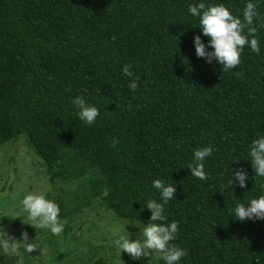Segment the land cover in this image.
<instances>
[{"label": "trees", "instance_id": "1", "mask_svg": "<svg viewBox=\"0 0 264 264\" xmlns=\"http://www.w3.org/2000/svg\"><path fill=\"white\" fill-rule=\"evenodd\" d=\"M199 2L222 3L242 19L247 0H0V147L21 140L48 183H58L64 234L98 200L143 227L151 215L144 204L160 200L152 181L161 179L176 185L165 223L178 222L170 243L186 250L180 264H264V219L232 214L261 194L245 159L250 141L264 135V19L253 25L260 53L245 46L241 63L224 71L195 53L193 37H207L187 8ZM258 11L264 18V2ZM76 96L99 109L94 124L76 116ZM208 145L201 181L187 164ZM236 169L247 172L245 188L228 184ZM38 255L37 247L10 255L0 244V264H34ZM80 256L67 264L91 261Z\"/></svg>", "mask_w": 264, "mask_h": 264}, {"label": "clouds", "instance_id": "2", "mask_svg": "<svg viewBox=\"0 0 264 264\" xmlns=\"http://www.w3.org/2000/svg\"><path fill=\"white\" fill-rule=\"evenodd\" d=\"M260 2H264V0H255V2L247 0L242 9V19L240 16L234 15L222 3L189 4L187 13L196 20L194 28H199L203 36L207 37V41L202 40L201 35L193 37V46L197 57L204 58L208 63L215 61L222 66V70L232 71L241 63V54L245 46L258 55L260 42L255 33L259 22L264 19L258 11ZM254 22L257 23V26H253ZM121 71L125 76L133 75L127 64ZM128 87L130 90H136L138 85L135 80H131ZM71 103L78 110L76 116L85 126L96 122L99 116V109L96 106L88 103L82 96L73 97ZM116 143L118 141L114 139L112 146L114 147ZM213 150L212 145L193 149L191 161L187 164L191 176L201 181L208 178L205 171V159L212 156ZM245 160L251 161L261 194L255 198L249 197L247 203L235 204L232 214L239 220L264 219V135L250 141ZM247 178V172L244 169H236L229 177L228 184L232 186L235 183L240 188H245ZM151 186L158 191L160 200L148 199L143 206L150 210V222L144 224L143 227L137 225L140 228V233L136 239H130L128 231L125 234H119L113 239V246L118 250L119 255L123 251L134 261H139L142 257L152 258L155 256L164 264H180L181 259L186 256V250L170 243L177 238L178 222L173 220L165 223L167 220L165 205L175 199L176 185L155 179ZM20 205L23 212L27 214L28 224L36 229H45L56 236L63 232L64 223L59 218L60 208L54 200L47 199L42 193L28 192L21 199ZM28 241L27 232H23L21 239L10 243V251L16 252L22 249L26 253L32 252L36 249V245L34 242Z\"/></svg>", "mask_w": 264, "mask_h": 264}, {"label": "rangeland", "instance_id": "3", "mask_svg": "<svg viewBox=\"0 0 264 264\" xmlns=\"http://www.w3.org/2000/svg\"><path fill=\"white\" fill-rule=\"evenodd\" d=\"M11 156H13L12 161ZM37 159L27 151L21 140L10 141L0 147V244L2 251L10 255H16L18 251H10L6 244L18 240L13 234L18 230L27 232L30 226L20 205L23 196L28 192L42 193L45 196L48 194L46 198L53 200L59 194L58 183L54 186L48 183L43 172L44 166ZM85 210L86 212L74 220L72 230L67 234L63 231L56 236L45 229L38 232L33 226V236L28 235V242H34L38 250L39 255L34 264H43L56 257L58 252L70 253L60 261L61 264H67L66 260L77 263L76 257L80 255L90 256L89 264H98V262L126 264L133 261L123 251L119 255L112 241L126 231L130 233V239H136L140 228L135 223L117 218L111 211L99 205V200ZM52 238L56 240L58 248L56 252L50 247L53 244H49L53 242ZM154 257H142L140 261L150 264ZM14 264H24V262L19 257Z\"/></svg>", "mask_w": 264, "mask_h": 264}]
</instances>
